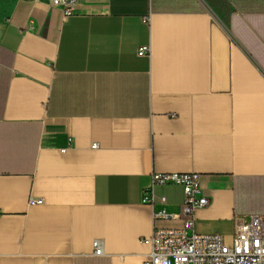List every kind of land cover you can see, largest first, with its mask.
I'll return each mask as SVG.
<instances>
[{
	"label": "crops",
	"instance_id": "obj_1",
	"mask_svg": "<svg viewBox=\"0 0 264 264\" xmlns=\"http://www.w3.org/2000/svg\"><path fill=\"white\" fill-rule=\"evenodd\" d=\"M227 1L0 0V264H142L153 174L202 176L199 234L264 220V0Z\"/></svg>",
	"mask_w": 264,
	"mask_h": 264
},
{
	"label": "built area",
	"instance_id": "obj_2",
	"mask_svg": "<svg viewBox=\"0 0 264 264\" xmlns=\"http://www.w3.org/2000/svg\"><path fill=\"white\" fill-rule=\"evenodd\" d=\"M53 7L67 9L75 0H50ZM232 39V38H231ZM233 41V39H232ZM235 42V41H234ZM137 55H149L148 49L141 47ZM93 145L92 148H96ZM202 176L190 174H153L149 187L144 189L142 203L153 209V220L178 221L177 228H155L151 237L142 243L149 245L150 253L142 264H264V220L261 215L236 214L233 217V235L226 242L220 234L202 235L196 231V213L210 205L201 184ZM160 187H177L183 192L180 212L170 213L165 207L167 199L157 196ZM40 205L41 201L30 200V205ZM94 255H104L101 243L94 242Z\"/></svg>",
	"mask_w": 264,
	"mask_h": 264
},
{
	"label": "trees",
	"instance_id": "obj_3",
	"mask_svg": "<svg viewBox=\"0 0 264 264\" xmlns=\"http://www.w3.org/2000/svg\"><path fill=\"white\" fill-rule=\"evenodd\" d=\"M206 4L219 17L221 22L227 26V18L231 12V7L227 0H205Z\"/></svg>",
	"mask_w": 264,
	"mask_h": 264
},
{
	"label": "rangeland",
	"instance_id": "obj_4",
	"mask_svg": "<svg viewBox=\"0 0 264 264\" xmlns=\"http://www.w3.org/2000/svg\"><path fill=\"white\" fill-rule=\"evenodd\" d=\"M217 16V15H216ZM219 19V18H218ZM220 20V19H219ZM220 22H221V20H220ZM222 23V22H221ZM223 24V23H222Z\"/></svg>",
	"mask_w": 264,
	"mask_h": 264
}]
</instances>
